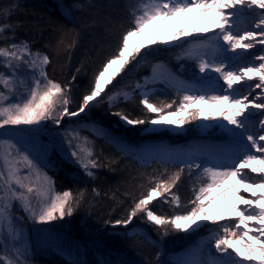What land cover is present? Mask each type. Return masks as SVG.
Here are the masks:
<instances>
[{"label":"snow or ice","instance_id":"6c2138e0","mask_svg":"<svg viewBox=\"0 0 264 264\" xmlns=\"http://www.w3.org/2000/svg\"><path fill=\"white\" fill-rule=\"evenodd\" d=\"M257 10L259 19L253 25L256 30H241V19ZM191 12L202 13L204 18L197 24L206 26H194L192 32L181 28L166 40L158 38L146 45L130 47L132 37L143 33L148 24L157 19L166 20ZM133 16V25L122 35L117 52L95 74L90 90L83 95L74 111L70 109V85L61 84L48 76L46 69L50 59L46 53L33 52L27 41L0 46V65L8 70L7 73L0 72V88L3 89L0 91V128L38 126L49 120L59 126L65 117L73 118L86 113L104 97L110 104L121 98L128 99L131 95L128 92L117 91L108 95L106 86L112 85L129 65L138 63V58L143 59L152 52L153 46H180L176 42H187L189 37H193L187 55L198 61L200 73L211 71L219 74L214 78L217 87L194 89L172 78L169 83L177 87L179 102H150L151 93L144 91L140 103L150 114L147 119L130 118L123 111L112 114L131 126L150 124L182 127L201 118L204 121L215 120L219 126L241 139L242 151L226 163L214 161L212 166L185 162L188 169L201 171L200 179L192 189L193 198L184 205H181L179 195L173 192L184 167H180L166 180L150 178L154 186L134 201L125 218L110 223L127 227L139 217L167 235L170 231H195L202 222L210 221L220 228L215 237V248L227 255L226 260H213L210 264H264V146L261 144L264 135L257 136L250 131L254 115L252 110L258 109L264 115V103H256V99L264 97V55L255 57L259 63L244 66L234 63L240 52L247 53L256 44L264 45V0H141ZM11 28L10 24H0V38L10 39L4 33ZM210 32L212 35L208 37L206 34ZM229 52L233 54L232 57L228 56ZM225 59L228 60L227 64ZM118 62H122L120 67L108 75L109 68ZM21 68L30 70L31 76L26 78L19 75ZM161 78L167 79L168 74L156 65L153 67V77L146 78L143 86L137 83L136 88H147L148 82ZM72 79L75 80V77ZM220 80H223V84H219ZM248 81L258 82L253 86L244 83ZM244 86L249 89L247 93L242 90ZM254 89H261V92L250 100ZM209 90L218 94L205 95ZM13 97H16L15 100ZM197 104L198 107H193ZM229 125L233 127L229 128ZM260 126L264 128V120L260 121ZM66 135L69 144L73 140H80L70 152V157L88 176H94L93 169L101 165L93 158L92 148L86 146L89 143L87 138L79 137V132L74 129H69ZM245 140L247 143H243ZM0 143L3 144L0 221L7 222L9 231H12L13 201H20L32 218L40 223L63 219L74 213L83 191L78 194H74L71 189L55 191V181L41 170L28 152H21L17 144L9 140ZM21 166L30 171L22 174ZM238 184L241 187H237ZM218 190L224 194L234 192L235 197L229 200L237 199L238 202L233 204L230 212L226 209L224 214L212 216L207 211V205L217 198ZM33 199L37 206L33 205ZM160 200L172 205L171 215L158 214L157 210H153V202ZM221 221L225 223L220 224ZM5 264L24 262L5 260ZM183 264L201 262L188 260Z\"/></svg>","mask_w":264,"mask_h":264},{"label":"trees","instance_id":"16d2710c","mask_svg":"<svg viewBox=\"0 0 264 264\" xmlns=\"http://www.w3.org/2000/svg\"><path fill=\"white\" fill-rule=\"evenodd\" d=\"M140 3L141 0H0V24L12 26L4 33L10 39L0 38V46L27 41L33 52L46 53L50 59L48 76L70 85V105L74 111L90 90L95 74L117 52L122 35L133 25V13ZM126 72L121 73V80L115 81L112 89L133 92V82L149 70L146 65H139L134 73L127 74H133L131 80H127ZM141 99L134 92L128 99L121 98L111 105L106 102L95 105L90 112L102 122L119 124L118 132L125 136L136 137L148 124L121 126L120 118L112 113L123 111L130 118L147 119L150 114L141 105ZM172 100L175 99L159 88L150 96V102ZM193 124L194 121L184 125L188 133ZM97 143L96 155L101 166L93 169L94 176L64 165L53 154L46 161V170L58 192L83 191V197L71 216L53 221L60 243L42 247L33 255L32 262L182 264L179 256L203 238L205 227L209 226L194 233L170 231L164 235L139 217L127 227L110 222L126 217L134 201L154 186L150 178L166 180L183 166L161 161L143 163L119 152L110 143L99 139ZM193 177V172L184 167L173 189L181 205L193 198ZM152 207L158 214L173 213L172 205L164 200L153 202ZM181 210L184 209H177ZM212 229L215 231L216 226Z\"/></svg>","mask_w":264,"mask_h":264},{"label":"rangeland","instance_id":"374dc122","mask_svg":"<svg viewBox=\"0 0 264 264\" xmlns=\"http://www.w3.org/2000/svg\"><path fill=\"white\" fill-rule=\"evenodd\" d=\"M181 28L186 29L188 32H192L188 26H183L176 28L175 33ZM132 38L134 39L135 36ZM158 38L166 40L168 36H152V38L148 39L142 45H146L150 40ZM176 43L180 46H153L154 50L150 52L148 56H145L143 59L138 58L139 62L131 64L133 66L130 71L126 72L128 69L124 71L126 72L125 75L134 73L139 65H146L149 70L148 74L141 76L140 79H136L133 82V92L126 89L118 90L116 88H111L115 85V81L121 80L119 78L120 76H118L112 85L106 87V93L111 95L114 92L121 91L128 92L132 95L136 92L142 98V93L144 91H149L152 95L154 91L159 88V90L163 89L167 92L168 95L170 94L171 99H175L179 102L177 87L170 84L169 79L175 78L183 82L185 86L194 89L202 88L203 79L201 78L202 73L199 72L198 61L189 58L187 55V50L193 41L185 46L182 45V41ZM135 45L140 46L139 44ZM156 65L161 66L166 74H168V78L150 81L147 83V88H136L137 83L143 86L146 78L153 77V67ZM174 65H176V68ZM7 71L8 70L1 65L0 72L7 73ZM18 74L27 78L31 76V71L26 68H21ZM132 76L133 74L127 75V80H131ZM0 91H3V89L0 88ZM15 98L16 97H13L14 100ZM103 102H106L108 105L113 103L110 104L107 98L104 97L100 99V102L96 105ZM193 107L196 106L193 105ZM70 109L72 110L71 105ZM90 111L91 109L78 117H65L64 121L59 126L55 125L51 120L43 121L38 126H5L0 128V142L9 140L16 143L20 151L28 152L41 170L47 174L46 161L52 154L64 165H68L73 169H79L80 171L84 170L76 164L74 159L69 155L74 149V146L80 143L79 139L73 140L72 144L68 143L66 133L69 129L77 130L79 132V137L87 138L89 143L86 146L92 148L94 153L93 158L97 160L96 149L98 139L112 144L119 152L134 157L143 163L161 161L170 164H181L185 168H187L185 162L199 163L202 166H212L208 158H204L199 154L206 152L208 154L223 155L221 146L225 144V138L221 130L215 128L211 121H204L202 118L194 121L189 133L184 126L173 130L169 127L148 124L147 128L142 131L140 135L128 137L120 131L118 132V128L120 127L119 124L102 122V119L92 116ZM119 122H121V126H131L124 123L121 119H119ZM234 146V152L238 149H242V144L240 143H236ZM21 168L22 174H27L30 171L22 166ZM0 169H3L2 143H0ZM188 170H191L195 176L191 181L193 189L194 184L200 179L199 173L201 170L195 168ZM48 176L50 175L48 174ZM55 191L57 190L55 189ZM33 205L37 206L35 199H33ZM211 206L212 203L207 205V211L213 216ZM11 220L12 231L8 230L9 226L7 222L0 221V264H5V260L23 261L24 264H34L32 262L33 255L41 250L42 247L60 243L59 240L56 239L57 235L56 231L53 229V221L40 223L33 219L30 212L25 210L20 201L12 202ZM223 223H225V221L220 222V224ZM206 225L209 226V228L205 227L203 238L195 241L189 251L179 256L182 264L184 261L188 260H196L199 262L200 259H209L211 261L224 260L222 258L224 254L220 253L215 248V237L220 231L217 224L213 225L210 221H204L195 231L189 230L185 233H194ZM213 226H216L215 231H212ZM201 264L205 263L201 262Z\"/></svg>","mask_w":264,"mask_h":264},{"label":"bare ground","instance_id":"6f19581e","mask_svg":"<svg viewBox=\"0 0 264 264\" xmlns=\"http://www.w3.org/2000/svg\"><path fill=\"white\" fill-rule=\"evenodd\" d=\"M203 18L204 17H203L202 13L191 12V13H186L183 16L178 15L174 18L169 17L166 20L157 19L156 21L152 22L151 24H148L145 27L143 33L135 36L134 39L132 38L130 40V47L132 45H135V44L142 45L148 39L152 38V36H155V35H166V36L170 37L173 34H175L176 28H179V27L188 26L191 31H192L194 26L205 27L206 25H204L203 23L197 24V21L202 20ZM258 19H259V10H257L256 12L247 13L241 19L239 27L241 30H256V29H254L253 25L256 22H258ZM206 35L208 37H210L212 35V33L210 32ZM191 41H194L193 37H189L187 42H182V45L183 46L188 45V44H190ZM126 55H127V53H126ZM261 55H264V45L256 44L247 53L240 52L236 56L234 63L237 65H240V66H244L248 63H259V61L255 60V57L261 56ZM228 56L232 57L233 54L229 52ZM224 62L227 64L228 60L225 59ZM120 63H122V62H118V63L112 65V67L109 68L108 75H111L113 72H115L120 67ZM217 76H219L218 73L211 72V71L206 72V73H202L201 78L203 79V81H202L203 86L200 89H205V88L212 89V88L217 87L216 80L214 79ZM257 82L258 81H248V82H244V83L246 85H253L254 86V84ZM219 84H223V80H220ZM242 90L245 93H247V91H249L248 87H246V86H244L242 88ZM260 92H261V89L252 90V95L249 96V99L251 100L254 97L259 96ZM204 94L205 95H214V94H218V93L209 90ZM256 103H264V97L256 99ZM195 106L198 107L199 105L197 104ZM252 111H253L254 115L251 118L250 131L252 133H255L257 136L264 135V128H261V126H260V121L264 120V115H261L260 110H258V109H253ZM211 122L215 128H218L221 130V132L225 138V140H224L225 144H223V146H221L223 155L221 154V156H220V155L208 154L206 152L200 153L199 155H202V157H204V158H208L210 160L211 164L214 161L226 163L233 156H237L242 151V149H238L235 152L233 151V149H235L234 144H236V143L241 144V139L239 137L233 136L229 131H226L223 127L219 126L217 124V121L213 120ZM161 127H169L173 130L178 129V127H176V126H163V125H161ZM228 127L232 128L233 126L229 125ZM236 131H240V130L236 129ZM243 143H247V141L245 140V141H243ZM261 144H262V146H264V142H261ZM252 151H255V150L253 149ZM233 182L234 181H229V183H233ZM237 187H241V186L238 184ZM217 196L218 197L212 202V206H211L213 216H216L219 214H221V215L224 214L226 209L230 212L232 210L233 204L238 202L237 199L229 200L230 197H235L234 192H228V193L224 194V193H222L221 190H218ZM250 235H254V233H250ZM222 258L224 260H226L227 255L224 254L222 256ZM200 262H203L205 264H208V263L210 264L211 260L200 259Z\"/></svg>","mask_w":264,"mask_h":264}]
</instances>
